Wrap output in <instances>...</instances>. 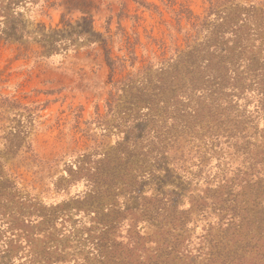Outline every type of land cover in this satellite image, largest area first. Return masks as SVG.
<instances>
[{
    "label": "rangeland",
    "instance_id": "374dc122",
    "mask_svg": "<svg viewBox=\"0 0 264 264\" xmlns=\"http://www.w3.org/2000/svg\"><path fill=\"white\" fill-rule=\"evenodd\" d=\"M236 3L250 21L264 10V0H0V264H103L94 248L106 243L102 223L110 225L109 208L122 205L126 190L121 183L105 191L95 161L125 159L129 115L156 113L137 109L138 86L152 91L163 81L180 98L191 96L201 57L191 66L190 52L205 38L204 20L213 6L214 19ZM256 32L250 24L246 35ZM173 91L165 96L174 99ZM134 129L144 137L140 122ZM213 141L184 148L203 155ZM150 162L153 172L138 185L147 200L188 205L203 187L193 181L201 172L196 157L192 173L168 152ZM190 229L161 258L157 233L140 227L132 234L144 260L153 257L149 264H238L226 255L214 260L201 226ZM113 230L126 256L127 226ZM263 244L244 245L241 264H264Z\"/></svg>",
    "mask_w": 264,
    "mask_h": 264
},
{
    "label": "trees",
    "instance_id": "16d2710c",
    "mask_svg": "<svg viewBox=\"0 0 264 264\" xmlns=\"http://www.w3.org/2000/svg\"><path fill=\"white\" fill-rule=\"evenodd\" d=\"M251 8L257 10L255 5ZM223 9L226 15L213 19L212 7L204 20L205 38L190 52L194 61L191 66L201 57L191 96L180 98L163 81L152 91L148 86H138L135 97H140L139 102L134 101L137 109L149 107L151 112L154 108L157 115L146 117L140 111L136 116L129 115L126 121L130 140L124 144L127 157L118 162L104 157L94 163V177L105 191L121 183L126 190L123 206L109 208L110 225L102 223L101 240L106 243L99 242L94 248L103 264H149L146 261L153 257L149 255L144 260L145 247L139 235L138 239L132 234L140 227L160 236L162 246L155 255L159 258L166 251L164 247L177 250L179 238L191 232L190 228L200 226L203 238L216 250L214 260L226 255L231 262L241 264L246 256L240 251L244 245L256 238L258 243H264V10H257L259 17L250 21L238 16L239 3ZM9 18L7 14L4 19ZM250 24L258 32L248 36ZM171 91L174 99L165 96ZM139 122L144 129L141 139L133 133ZM212 138V147L206 148L203 155L184 148L187 143ZM166 152L177 156L186 173H192L195 157L199 161L200 177L193 181L200 184L203 180V187L188 205L167 196L147 200L139 194L138 185L146 179V172H153V166L148 168L151 159H159ZM221 154L226 155L227 166L222 165ZM122 224L128 229L127 236H122L128 243L122 247L130 250L123 257L116 243L119 230H113Z\"/></svg>",
    "mask_w": 264,
    "mask_h": 264
}]
</instances>
